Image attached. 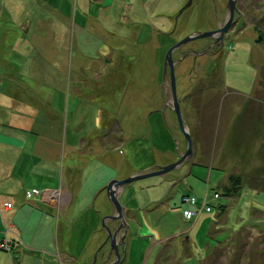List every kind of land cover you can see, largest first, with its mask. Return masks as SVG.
Here are the masks:
<instances>
[{
    "label": "rangeland",
    "instance_id": "obj_1",
    "mask_svg": "<svg viewBox=\"0 0 264 264\" xmlns=\"http://www.w3.org/2000/svg\"><path fill=\"white\" fill-rule=\"evenodd\" d=\"M47 1L16 0L13 3L12 0H0L1 11V5L6 2L0 15V32H3L0 37V90L14 98L23 97L52 119L58 120L61 138L66 145H76L79 151L103 142L101 145L106 147V151H112L106 158L110 161L114 156L115 142L120 139L117 135L123 129L126 136L148 137L154 144L155 161L162 163L163 159L169 160L164 164L154 162L147 169L137 172L152 171L157 166L176 161L185 151L187 142L172 109L168 68L162 82L164 56L171 45L188 35L186 32L190 34L191 23L202 28L191 33L210 31L214 23L213 14L219 13L223 0H192L181 14L178 11L187 0L180 8L179 2L159 4L158 10L146 0H96L92 5L85 3L77 11L82 25L79 27L76 24L73 31L70 21L67 39L61 37L60 49L47 65L41 67L45 63L43 57L33 53L28 55L32 65L20 72L21 62L13 49L25 37L20 33L18 24L25 19L30 20V34L39 17L54 19V12L46 5ZM66 1L72 9L73 3L70 0L64 3ZM257 2L261 0L245 2L248 9L244 10V23L234 27V21L225 32L224 46L220 45L221 41L217 48L209 46V55L202 43L211 37L183 44L188 47H184L185 50L193 49L186 54L180 50L183 45L173 51L172 59L176 61L173 70L175 94L183 123L190 133L192 165L189 170L188 163H183L165 174L126 184L130 192L125 193L121 201L118 196L122 207L126 200L140 207L144 202L142 206L168 197L158 206L152 204L155 207L150 211L147 207H142L140 213L138 208L133 209L137 222L146 223L141 228L128 221L132 215L123 208L127 231L131 225L130 233L127 235L126 231L123 241L117 245L120 258L127 254L124 264H264V19L256 20L264 4ZM107 4L109 6L103 7ZM135 6L140 14L137 19L140 29L138 43L133 45L136 37L132 32L134 24H125V21ZM88 8L97 17L107 11L112 14V19L95 20L97 28L93 30L90 26L88 29V20L91 19L87 15ZM52 9L56 10V7ZM173 10L176 12L175 19H178L172 25L170 16ZM187 17L195 21L188 24ZM171 25L172 28L176 25L173 33H170ZM149 41H152L151 45H147ZM140 42L144 43V49H141ZM109 45L112 49L105 53L103 49ZM63 48H67L66 51ZM141 53L143 63H138V67L142 66V71L135 68ZM188 57L194 62L185 69ZM145 73L150 82H144ZM141 84L145 88L142 89ZM127 88L128 94L124 98ZM151 94L154 101L160 102L155 110L150 109L155 105L149 101ZM131 128L134 131H130ZM156 146L162 152L168 151L169 155H158ZM194 156L201 165H193ZM103 158L104 155H98L95 162L83 167V171L73 168L66 172L63 164L60 181L59 177L56 179L58 185L72 182L78 186V192L82 193L79 194L81 202L77 207L79 213L83 210L86 195L87 204L93 205L98 201H94L93 192L103 181L104 173L109 172L100 164ZM142 161L153 163L154 154L146 153ZM235 178H239L240 185L236 197L231 198L234 196L224 193L237 182H234ZM44 184L36 177L10 179L0 184V200L7 199L14 207L17 201L19 208L25 209L24 213L28 214L22 227H18L20 221L15 219L20 236L14 237H19L27 247V244L32 245L31 249L41 248L45 252L59 246L63 253L60 252L61 256L73 255L76 264H81L82 259V264H101L110 251V240L102 248L108 238L103 226L105 224L112 232L118 222H102L106 215L95 212L93 207L84 216L91 215V224H87L84 217L77 220L78 210L61 211L63 221H60L56 238L51 232L53 225L41 224L35 213L29 215L36 195L30 199L24 196L26 190L30 195L37 192L31 188L42 192ZM104 187L102 190L106 194ZM224 206L226 210L221 213ZM185 211H190L191 215L187 216ZM69 218L74 221L67 222ZM94 228L104 234L103 240L89 257H85L83 249L92 248L100 238H92ZM8 230L4 228L1 234L0 248L4 250L9 249L5 239L9 240L13 234L8 232L6 235ZM153 232L157 234L154 237L149 235ZM119 238L118 235L117 240ZM157 240L160 242L155 244ZM102 249L104 251L100 253ZM112 258L111 253L107 263L113 261ZM56 261L66 264V260L56 258Z\"/></svg>",
    "mask_w": 264,
    "mask_h": 264
},
{
    "label": "crops",
    "instance_id": "obj_2",
    "mask_svg": "<svg viewBox=\"0 0 264 264\" xmlns=\"http://www.w3.org/2000/svg\"><path fill=\"white\" fill-rule=\"evenodd\" d=\"M15 1L16 0H12L13 3H15ZM43 1L45 2L46 0ZM51 1L52 0L47 1L46 5L48 6L49 9H51L54 12V16H55L54 19L47 17H39L38 20L36 21L35 29L30 34H29L30 26H31L30 20L25 19L18 24L21 27L20 33L25 37V39L21 40L19 44L15 45L16 47L15 49H13L14 51H16V54L19 57L18 61L21 62V64L18 63L20 65L19 66L20 72H22V68L32 65L33 61L28 57V55H32L33 53L34 55L40 54L43 57L45 63H43L41 67L44 68L49 62V60L54 57L53 54L55 52L56 54L58 53L60 49L59 48L60 43L62 44L63 42L61 37L65 36V40L67 39L66 35L69 32L68 25L70 21L72 22L71 27L73 26V31L76 24L79 27L82 25L80 15L78 16L77 13L80 7L85 3H89L90 5H92V3H96V0H70L73 3L71 7L72 9H70L69 7L70 5L68 1H66L65 3H64L65 0H53L54 2L52 3ZM103 1L104 0H101V2ZM185 1L186 0H146V2L151 4V7L156 6L157 10L159 7L158 5L162 3L169 5L172 2H176V3L179 2L178 7L179 6L181 7ZM5 5L6 2H4L1 5L2 11L4 10ZM224 5H225V0H223L222 5L219 7L220 10L218 11L220 13L219 17H221V13L223 12ZM53 6L56 7V10L52 9ZM106 6H109V4L103 7ZM2 11L0 10V15L3 13ZM175 11L170 16L172 25L174 21L178 19V17L175 19L176 17V15L174 16V14L176 13ZM138 12L139 11L137 7L135 6L133 12L130 15H128V18L125 21V24H134V27L132 28V32L133 31L135 32L136 37L134 38L133 45H136L139 40L138 30L140 29V24L137 22V19H138V15L140 17V14ZM87 15L88 17L90 16L91 18L90 20H88L89 21L87 24L88 29H90V26H92L93 30L97 28V25L94 24L95 20L105 21L112 19V14L107 13V11H105L104 13H100L99 17H97L96 15L91 14L89 8ZM192 16L193 15H191V17ZM193 21L195 20H192L191 18L187 17L186 22L188 24H190ZM157 22L159 23V19L157 20ZM177 24L178 21L176 22V25ZM172 25H171V32L169 31L170 33H173L176 30L175 28L176 25L173 28ZM191 25L193 27L190 29V33L194 29L197 30L202 29L198 27L199 25L196 26L193 25V23H191ZM188 32L186 33L189 34ZM1 35H3V32H0V37ZM226 36L228 37L229 35L227 34ZM153 42H156V40ZM151 43L152 41H149L147 45H151ZM140 45H142L141 49H144V43L140 42ZM63 49L64 51H66L67 48H63ZM111 49L112 46L109 45L107 47H104L103 51H106L105 53H107L108 51H111ZM135 51L136 50H134V52ZM186 61L187 64L185 65V69L186 68L188 69L189 65L191 64L192 66V63L194 61L192 60V58L190 60L189 57L185 59V62ZM138 63H143L142 53L138 55L135 66L136 70L137 68H139L142 71V66L138 67ZM154 67L155 66L152 67L151 71L154 70ZM152 74H153L152 77L154 79L155 72H153ZM145 75H146V77H144L145 81L144 80L143 81L145 83L147 81L150 82V80L147 77V73H145ZM179 85H183V82H179ZM140 86L142 89L145 88L143 84H141ZM149 89L151 90L152 93V86ZM137 91L139 90L137 89ZM127 94H128V88L125 91L124 98L127 96ZM157 98L160 100L159 94H157ZM149 101L151 102V104H155L153 108H151L150 106L151 110L152 109L155 110L159 108L158 105L160 104V102L157 103V101H154L153 94L150 95ZM143 124L144 123L141 122L140 125L143 126ZM60 129L61 126L59 121L52 119L48 113H45L40 109H38L37 107H34L26 100H24L23 97L14 98L12 97L11 94L6 93L4 90H0V184L10 179L24 180V177L26 178L36 177L38 180L44 181L45 184L42 186L43 189L42 192H40L36 188H31L37 192L35 194L30 195L29 197H26V192H27L26 190L24 196L26 199H30L31 197L36 195L35 197L36 200L33 201V203L30 206L29 215L35 213L37 215V219L41 222V224H49L51 226L53 225L51 232L54 233L55 237H56V233L58 232V228L62 223L60 221H63L61 213L70 210H78L79 213V209H77L79 203L81 202V197L79 194H82L81 192H78L79 191L78 186L75 183L73 184L72 182L71 183L67 182L66 185H62L60 183L58 185L56 183V179L59 177V181H60V177L62 176V166H64L63 164H65L66 166V172L72 170L73 168L74 170L79 168L83 171L84 166L86 167L89 165V163L95 162V159L98 157V155L102 154L104 155V158L103 160H101L100 164H102L104 167H107L109 169L108 174L107 172L104 173L103 181L96 186L93 192L94 201L97 199L98 201L97 202L95 201L93 205H91V203H88L89 204L88 205L87 195H86V197L83 198L84 199V203L82 205L83 210H81L79 214L77 213V220H78L81 217H84L85 213L88 212V210L91 209V207H93V210H95V212L101 213V215L111 214L112 207L107 200V196L104 190H102L109 180L123 179L128 175H131L139 170L147 169L148 167L153 165L154 162H157L159 164H164L169 161L166 159H163L164 161L162 163L160 162V160L155 161L156 155L153 149L154 144H152V142L148 139V137L144 135H137L133 137L131 135L126 136L123 135L124 131L122 129L121 133L117 135V137H120V139H118L115 142L114 152H113L114 156H112V159L108 161L106 158L112 153V151H106V147L101 145L103 142H99L96 144L94 141L95 143L94 147H91L90 149H82L79 151L76 145H73L71 143L66 145L63 138H61ZM130 131H134V130L131 128ZM125 137H128L129 139H126ZM156 152H159L158 155L160 156L169 155L168 151L162 152V150L159 149V147L157 146H156ZM146 153L154 154L153 163H151L152 161H148L146 163L143 161L140 162V160H142V157L146 156ZM63 161L64 163H61ZM194 164L198 166L201 165V163L198 161L197 156H194L193 158V165ZM104 167L102 168L106 171ZM170 177L172 176L170 175ZM170 177L168 179L169 181H172ZM127 188H128L127 185L122 188L119 195L120 201L125 193L130 192L129 188L128 189ZM185 194L187 195L188 193ZM235 197L236 196L231 198H235ZM164 200L155 203L153 202L148 203L151 206L150 205L148 206V204L142 206L145 203L144 202L143 204H141L140 207H135L130 201L126 200L123 208L126 213L130 212V214L132 215L128 221H132L134 224L138 225V227L140 226L141 228L144 224L146 225V223H144V221H141L139 223L137 222L136 212L135 210L133 211V209L138 208V210H140L138 212L140 213L142 207H147V210L150 211L155 206L162 204ZM6 203H9L10 206L5 207ZM206 203L208 202L206 201ZM152 204H155V206L153 207ZM225 207L226 206L223 207L224 210H226ZM23 210L25 209H23L22 207L20 209L17 201L15 202V207H14L12 203L7 199L0 200V239L2 237L1 234L4 228L9 229L7 233H5L6 235L8 234V232L13 233L9 237V240L5 239L9 249L4 250L0 248V264H58L56 258H58L60 261L66 260V264H76L75 262L77 260L73 255H65L64 257L61 256V254L63 253L61 249L59 250L58 248L59 246H55L56 248L53 246L52 249H49L50 252H45L41 250V248L31 249V247H33L32 245L27 244L28 245L27 247L22 243L19 237H14V235L20 234V231H18V229L16 228V222L20 221V225H18V227H22V224L23 225L25 224V220L28 214L26 215V213H24ZM224 210H221V213H224ZM27 213H28V209H27ZM84 218L86 219L87 224H91V219H92L91 215L88 214ZM66 221L72 222L74 220L69 218ZM130 227L129 230L127 231V235L130 233ZM80 228L78 232L81 236L82 232H80ZM91 235L92 238L94 237H100V238L98 243L92 246V248H89L90 246H88V248L83 249L85 257L86 256L89 257L91 255V252H93V250L95 249V247L101 243L104 234L100 231V229L94 228L91 231ZM149 235L154 237V235L157 234L153 232V234H149ZM51 239H55V238L51 237ZM1 242L2 241H0V243ZM159 242L160 240H157L155 244H158ZM54 249L55 252H53ZM11 252L16 253L17 255L16 254L13 255L11 254ZM126 256L127 254L125 253L122 264H124L126 260ZM86 260L88 261V258ZM82 261H84V259L80 260L79 263L82 264Z\"/></svg>",
    "mask_w": 264,
    "mask_h": 264
},
{
    "label": "water",
    "instance_id": "obj_3",
    "mask_svg": "<svg viewBox=\"0 0 264 264\" xmlns=\"http://www.w3.org/2000/svg\"><path fill=\"white\" fill-rule=\"evenodd\" d=\"M192 0H187L186 3L179 9L178 13H181V11L188 7L191 4ZM236 0H226V3L224 5V12L225 16L223 18V22L221 26H219L215 30H210V31H201V32H192L185 36L183 39L179 40L178 42L174 43L171 45L168 50L165 53L164 56V61H163V68H162V82L164 81L166 77V72L168 68V77L170 80V91H171V102L173 104L172 109L175 111L176 117H177V122L179 125L180 130L182 131L185 139H186V149L185 151L180 155V157L165 166H157L155 170L152 171H140L137 173H134L127 178L124 179H111L108 181V183L105 185V191L107 198L113 208V212L110 215H106L103 217L102 222L110 221L113 224L118 222V225L115 226L114 230L111 232V229L104 224L103 228L106 230L107 237L109 238L110 242V251L104 258V260L101 262V264H121L123 261L124 257H119V250H118V243H121L124 239V233L127 231L128 224L124 218L123 215V207L118 199L119 193L121 191V188L138 179L145 178L148 176H153V175H162L165 174L166 172L170 170L176 169L178 166H180L183 163H188L189 170L192 165V156H193V151H192V146H191V140H190V133L189 130L187 129V126L183 123L182 115H181V110L179 108V104L176 98L175 94V81H174V67L176 61L172 59V53L175 49L179 48L183 44H185L188 41L196 40L199 38H207L211 37L214 38L215 40H219L223 42V38L225 36V32L230 28L232 23L234 22V12L236 11V5H235ZM218 35V36H217ZM173 184L170 185L169 189L172 187ZM168 189V191H169ZM167 191V192H168ZM167 194V193H166ZM121 231V236L119 240H117V235L119 231ZM112 253V259L113 261L107 263L109 260L110 254Z\"/></svg>",
    "mask_w": 264,
    "mask_h": 264
},
{
    "label": "flooded vegetation",
    "instance_id": "obj_4",
    "mask_svg": "<svg viewBox=\"0 0 264 264\" xmlns=\"http://www.w3.org/2000/svg\"><path fill=\"white\" fill-rule=\"evenodd\" d=\"M246 1H250V0H236L235 1V5H236V11L234 12V15H233V18H234V21H235V24H234V27L236 26V25H238L239 23H241V22H243L244 23V20H245V9H248V5H247V7H246ZM259 1V0H258ZM225 3H226V0H225ZM258 4H264V0H261V2H257ZM260 8V7H259ZM259 10V9H258ZM219 15H220V13H215V14H213V19H214V23H213V26L212 27H210L209 28V30H215V29H217L219 26H221V24H222V22H223V18H224V16H225V12H224V9H223V12L221 13V17H219ZM260 18H263L264 19V8H263V11H262V13H260L259 14V16L256 18V20H260ZM261 37V36H260ZM224 40H225V37L223 38V42H221L220 43V45H223L224 44ZM218 43H219V40L218 41H216L214 38H207V39H205V42L204 43H202V45H203V47H206L207 49H208V47L209 46H212V49H214V48H217V46L216 45H218ZM201 45V46H202ZM224 46V45H223ZM184 47H187L186 45H183L182 47H181V51H183V53H188V52H191V51H189V50H193L192 48L190 49L189 48V50H185L184 49ZM188 48V47H187ZM184 49V50H183ZM211 49V50H212ZM198 51V50H197ZM206 52H208V53H206L207 55H209V52H210V50L208 49V50H206ZM221 52H222V50H221ZM123 229H121L120 231H119V233H118V235L119 236H121V231H122ZM117 235V236H118ZM109 239L107 238V240L104 242V244L102 245V248L103 247H105V245H106V242L108 241ZM103 249H102V251L100 252V253H103ZM106 253H107V251H106ZM109 261V260H108Z\"/></svg>",
    "mask_w": 264,
    "mask_h": 264
},
{
    "label": "trees",
    "instance_id": "obj_5",
    "mask_svg": "<svg viewBox=\"0 0 264 264\" xmlns=\"http://www.w3.org/2000/svg\"><path fill=\"white\" fill-rule=\"evenodd\" d=\"M238 179L239 178H235L234 179V182L235 181H237V182H235L234 184H231V186H229L228 188H227V190H226V192L224 193L225 195H227V196H235L236 194H237V190L239 189V181H238ZM223 209V208H222ZM224 210V209H223Z\"/></svg>",
    "mask_w": 264,
    "mask_h": 264
},
{
    "label": "built area",
    "instance_id": "obj_6",
    "mask_svg": "<svg viewBox=\"0 0 264 264\" xmlns=\"http://www.w3.org/2000/svg\"><path fill=\"white\" fill-rule=\"evenodd\" d=\"M35 192H36V191H35ZM26 196H27V197L30 196L29 192L26 193ZM191 198L193 199V197H190V199H191ZM9 206H10L9 203H6V204H5V207H9ZM207 210H209V208H207ZM185 214H187V216L191 215L190 211H185Z\"/></svg>",
    "mask_w": 264,
    "mask_h": 264
}]
</instances>
